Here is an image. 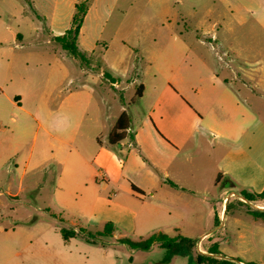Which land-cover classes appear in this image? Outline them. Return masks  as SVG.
I'll return each mask as SVG.
<instances>
[{
  "label": "rangeland",
  "instance_id": "374dc122",
  "mask_svg": "<svg viewBox=\"0 0 264 264\" xmlns=\"http://www.w3.org/2000/svg\"><path fill=\"white\" fill-rule=\"evenodd\" d=\"M90 5L92 11L84 23L83 32V49L90 46V50L81 61L73 60L54 40L52 41L56 44L48 42L51 40L50 32L55 31L52 29L54 25L71 24V16L66 12L61 11L53 20H45L37 17L33 9L27 8L21 17L14 19L9 14L18 9L17 4L12 0H0V112L4 113L7 127L22 122L29 112L32 115L28 122L36 130V119L41 117L39 108H55L68 95V90H77V83L71 85L69 79L62 86L59 85L62 69L67 68L70 77L76 80L78 76H82L80 69L85 67L82 65L84 61L90 67L91 79L96 80L97 86L106 88L114 106L123 103L126 108L131 109L134 127H138L148 117L149 103L146 98L133 104L135 89L131 92L124 91L126 84L123 77L127 68V77L134 79L138 75L143 82H148L153 74L198 76L199 57L221 65L216 73L232 80L235 76L234 69L242 74L239 63L247 59L264 60V33L247 32L240 19L221 18L226 10L220 4L211 19L218 23V42L212 40V35L204 36L198 32L201 16L208 11L209 4L204 1L139 0L131 8L125 9L124 13L112 14L108 12L109 4ZM198 39L210 42L215 50L212 51L208 44L202 45ZM231 44L233 49H229ZM184 47L190 50H185ZM164 57L170 59L167 71H164ZM229 61L232 68L223 69ZM101 73L115 76L123 83L119 89H115L104 77L99 76ZM233 86L238 91L242 90L238 82H234ZM8 97L12 102L17 98L20 106L14 105ZM99 110L100 129L107 133L109 122L102 108ZM88 124L86 119L84 131ZM207 139L212 144L217 140L212 132ZM204 154V151L198 152L200 191L195 196L170 189L173 192L167 191V194L163 191L154 198L152 192H149L143 172L135 177L126 173L125 185L131 188L133 184L141 192L137 191L136 196L119 188L116 200L125 203L131 212L111 205L115 198L108 195L105 197L107 201L102 199L97 204L94 220L91 222L85 209H77V202L83 199L84 185L74 189L72 193L59 191L60 201V197L54 195L58 181L55 167H50L48 173L35 176V173H30L21 181V170L16 171L15 168V162H21V153L8 162L7 169L0 174V227L12 231L22 228L26 231L24 236L32 241V249L39 251L38 247L41 250L48 248L47 250L58 255L60 260L56 264H63L61 257L64 253L71 258L66 264L101 263L103 257L99 248L87 243L84 237L66 244L61 229H85L97 234L104 230L107 223L114 225L113 235L98 237L97 242L107 239L111 243L124 245L121 240L126 237L139 241L162 232L170 238H176V242L172 244L173 250L185 248L181 246L180 238L191 239L195 246L169 257L167 250L159 243H155L148 251L134 250L128 245H115L112 250L114 256L112 259L107 258L103 264H111V260L115 264H208L200 263L197 257L204 255L203 251L208 252L214 244L220 252L233 257L236 264L239 261L245 264H264V219H257L252 215L253 211H264V208H257L264 207V200L255 202L252 206L246 201V204H242L233 199L228 204V210L226 206L221 220L217 221L215 213L211 215L210 211L216 204L220 208L222 187L227 181H221L216 187L215 158L207 162ZM127 171H130L128 166ZM90 193L89 189L88 198L94 196ZM83 197L86 198L85 195ZM135 213L139 229L137 232H129L126 227L130 226ZM207 232L209 235L201 239ZM31 252L32 250H28V253ZM106 255L111 256L109 253Z\"/></svg>",
  "mask_w": 264,
  "mask_h": 264
},
{
  "label": "crops",
  "instance_id": "0c3cea01",
  "mask_svg": "<svg viewBox=\"0 0 264 264\" xmlns=\"http://www.w3.org/2000/svg\"><path fill=\"white\" fill-rule=\"evenodd\" d=\"M12 1L18 8L9 14L14 19L21 17L27 8L33 9L37 17L45 20L55 19L61 11L71 16V24L67 26L53 24L52 29L55 31L50 32L51 40L48 41L51 43H55L52 40L64 35L72 27L77 13L76 6L84 3L86 11L78 47L85 58L90 46L83 49V32L84 23L92 11L90 4H109L108 12L112 14L124 13L125 9L139 2V0ZM198 1L209 4L208 11L201 16L198 23V32L204 36L212 35L215 42L219 40L216 34L218 23L211 19L213 14H216L218 4L226 10L221 18L240 19L247 32L264 33V0ZM198 41L202 45L208 44L212 51L215 50L210 42H204L202 39ZM219 47L224 49L221 44ZM184 49L190 50L187 47ZM229 49H233L232 44L229 45ZM63 51L70 55L64 49ZM70 56L73 60L77 59ZM162 60L164 71H167L170 59L164 57ZM82 65H85L80 69L82 76H78L76 80L70 77L67 68L62 69L63 75L59 85L62 86L64 81L69 79L71 85L77 83V90H68V95L63 97L55 108H39L41 117L36 119V130L34 125L28 122L32 115L29 112L22 122L13 127L5 125L6 118L4 113L0 112V174L7 169L8 162L21 153L23 154L21 162H15L16 171L21 170V181L30 173H35L34 176L48 173L50 167H55L58 181L54 195L60 197L61 201L59 191L72 193L74 189L84 185L83 195L86 198L82 195L83 199L77 202V209L80 211L85 209L91 222L94 220L97 204L102 199L107 201L105 197L108 195L115 198L111 205L130 211L125 203L116 200L118 190L122 188L123 192L137 196V191L141 192V189L133 184L131 188L125 185L126 173L135 177L143 172L149 192H152L154 198L163 191L173 192L170 189L195 196L200 191L198 188L200 151L206 153L204 156L207 162L215 158L216 187L221 181H227L222 187L220 208L216 204L210 211L211 215L215 213L217 221L221 220L226 206L228 207L233 199L245 202L241 198L242 191L256 194L264 192V60L247 59L239 63L242 74L234 69L235 76L232 80L216 73L217 69H221V65L204 61L199 57L198 76L153 74L148 82H143L138 75L134 79L127 77L129 74L127 68L123 77L126 84L124 91L131 92L135 89L133 104L146 98L149 103L148 117L138 127H134L131 109L126 108L123 103L114 106L106 88L97 86L96 80L91 79L87 61L82 62ZM224 68H232L231 61L226 62ZM99 76L104 77L115 89H119L123 83L112 75L101 73ZM234 82L240 83L242 90H236ZM8 100L12 102L9 97ZM12 103L20 106L17 98ZM98 108H102L109 122L107 133L100 129L101 116L97 113L100 111ZM123 113L128 115L130 122L124 133L125 137L119 144L120 147L114 148L109 144V134ZM86 119L89 124L84 131ZM210 132L214 133L217 139L213 144L207 139ZM208 145H211V148H208ZM127 166L130 171H127ZM89 189L90 194H94L90 198L87 197ZM258 201L261 200L248 203L253 206V203ZM167 202L171 204L169 200ZM136 216V213L133 214L130 226L126 227L129 232H137L139 229ZM25 232L22 228H15L12 231L0 227V264H56L60 260L58 255L47 250L48 248L41 250L42 248L38 247L39 251L32 249V241L24 236ZM208 235L209 232L205 233L201 239ZM74 239L65 243L68 244ZM90 245L101 250L103 261L99 264L105 263L107 258L112 259L115 245L124 246L111 243L107 239ZM28 250L32 252L28 253ZM106 253L111 256L107 257ZM203 253L206 256H213L209 251ZM72 254L71 252L70 255ZM69 257L64 253L61 257L62 263L66 264L71 260ZM218 258L234 260L223 252ZM110 263L115 264V261L111 260Z\"/></svg>",
  "mask_w": 264,
  "mask_h": 264
},
{
  "label": "trees",
  "instance_id": "16d2710c",
  "mask_svg": "<svg viewBox=\"0 0 264 264\" xmlns=\"http://www.w3.org/2000/svg\"><path fill=\"white\" fill-rule=\"evenodd\" d=\"M85 4L81 3L76 6L77 13L73 19L72 27L62 36L56 37L54 40L57 44H59L65 51H67L73 57L80 59L83 61L85 59L84 54L80 51L78 47V38L80 35V30L82 24L84 22L85 16ZM130 119L126 113H123L116 125L112 129L109 134V144L111 147L116 148L121 141L124 139V133L128 129ZM220 177H218L219 181ZM135 190V188L133 187ZM241 195L246 198L249 202H254L257 200H264V192L260 194L250 193L246 191H242ZM242 204H246L243 201H240ZM228 210V207H227ZM252 215H254L257 219H264V211H253ZM115 231L114 225L112 223H107L104 227V230L100 233L93 234L92 232H88L85 229H61V235L64 242H69L71 239L84 237L86 241L90 244H97L98 237H110L113 235ZM176 242V238H170L168 235L164 233L154 234L146 239H142L139 241L132 240L130 238H124L121 240V243L124 245H128L130 248L134 250H142L148 251L152 248L155 243H159L160 246L167 250L168 256L171 257L176 255L177 253L181 254L184 250H190L194 248V242L188 238H180L179 242L181 246H185L183 249H175L173 250L172 244ZM209 253L216 255V257L199 255L197 257L200 263L207 262L208 264H236L235 262L228 261L226 259H220L218 256L221 255V252L218 250L216 244H214L210 249ZM243 263L242 261H239Z\"/></svg>",
  "mask_w": 264,
  "mask_h": 264
},
{
  "label": "water",
  "instance_id": "95a60500",
  "mask_svg": "<svg viewBox=\"0 0 264 264\" xmlns=\"http://www.w3.org/2000/svg\"><path fill=\"white\" fill-rule=\"evenodd\" d=\"M119 147H120V145H119ZM243 200H245L246 202H248V200L246 199V198H244V197H241ZM239 264H241L240 262H238Z\"/></svg>",
  "mask_w": 264,
  "mask_h": 264
}]
</instances>
